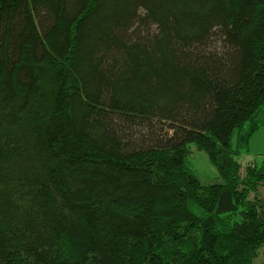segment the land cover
<instances>
[{
  "label": "trees",
  "instance_id": "trees-1",
  "mask_svg": "<svg viewBox=\"0 0 264 264\" xmlns=\"http://www.w3.org/2000/svg\"><path fill=\"white\" fill-rule=\"evenodd\" d=\"M263 126L264 0H0V264H255Z\"/></svg>",
  "mask_w": 264,
  "mask_h": 264
},
{
  "label": "rangeland",
  "instance_id": "rangeland-1",
  "mask_svg": "<svg viewBox=\"0 0 264 264\" xmlns=\"http://www.w3.org/2000/svg\"><path fill=\"white\" fill-rule=\"evenodd\" d=\"M191 146L194 147L192 148L191 163L193 168L196 169L200 179L205 183L218 181V170L210 162L207 154L203 150L198 151L194 145ZM241 156L243 166L248 164V162L251 160H256V162L259 164L264 161V126L254 132V136L249 142V149L246 150ZM258 254L259 255L255 261V264H264V244L259 249Z\"/></svg>",
  "mask_w": 264,
  "mask_h": 264
}]
</instances>
